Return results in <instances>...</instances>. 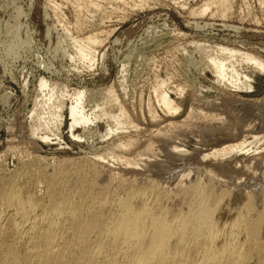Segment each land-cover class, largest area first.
I'll return each instance as SVG.
<instances>
[{
  "label": "rangeland",
  "instance_id": "obj_1",
  "mask_svg": "<svg viewBox=\"0 0 264 264\" xmlns=\"http://www.w3.org/2000/svg\"><path fill=\"white\" fill-rule=\"evenodd\" d=\"M79 1L0 0V187L15 180L17 184H23V193L35 191V198L49 206L55 200L66 197L80 200L81 193L88 188L89 178H96V190H101L105 195L106 188L121 193L126 181L142 183L151 175L152 179H158V183H161L159 188L164 193H169L179 184L180 188L187 187L199 178L206 186L209 184V190H226L227 195L249 190L258 181L262 185L263 138L260 141L262 144H257L258 147L245 155H232L234 159L229 155L223 160H219L223 156L218 158L213 155L202 159L201 155L211 149L236 143L243 137L246 141L251 140L250 136L254 133L264 135V114H260V111H264V71H256L248 64L237 66L242 75L247 73L250 77L247 80L251 85L250 90L229 86L228 82H223L224 86L222 82H215L207 56L214 54L215 45L247 51L264 60V0H222L224 3L221 0H82L80 4L83 7H80ZM203 1L209 6H205ZM72 3L75 9H72ZM204 6L208 7L205 12L201 9ZM78 15L87 18L83 22ZM68 30L71 37L84 39L90 35L98 39L93 44L96 52L91 62L69 61L66 57L74 50L72 40L66 34ZM199 43L207 44L205 53L202 48L198 49ZM246 66L249 67L245 69ZM40 78L47 82L48 88L55 86L56 95L51 100H56L49 101V106L55 108L62 104V121L55 125L49 123L48 127L39 128L32 135L30 125L37 122L32 109L47 99V87L38 85ZM156 83L165 86H156ZM158 87L168 93L175 105L177 103V109L169 112L172 114L155 99L154 92ZM76 89L84 91V109L87 113H93L88 125L76 126L71 134L67 111L71 99L68 95ZM108 91L112 95H108ZM114 96L117 99L111 103ZM117 104L125 109L126 122L128 119L131 122H128V127L124 123L126 127L123 125L119 129L109 117L119 110ZM101 107L109 111L107 116H104ZM45 108L47 105L40 111L45 112ZM152 113L155 118L150 116ZM236 137L240 140H236ZM169 146L182 147L178 152L184 153H177V149ZM253 151L257 152L252 155ZM259 157L261 160L258 161ZM125 160L139 163L134 165ZM236 160L241 161V165H237ZM252 160L258 162V166ZM148 169L152 172L149 171L146 176ZM183 173L186 175L183 176ZM156 174L160 177L157 178ZM180 177L182 180H177ZM241 179L245 182H241ZM239 181L242 185H239ZM240 186L246 187L245 190ZM239 200L229 202L228 196L225 197L223 204H227L226 207L221 206L224 207L219 211L221 217L227 214L228 209H225L228 203L236 207ZM101 203L104 204L101 208L106 209V201ZM3 223L7 226L6 221ZM11 241L10 234L0 239L1 243ZM18 251L22 254L24 250L19 248Z\"/></svg>",
  "mask_w": 264,
  "mask_h": 264
},
{
  "label": "bare ground",
  "instance_id": "obj_2",
  "mask_svg": "<svg viewBox=\"0 0 264 264\" xmlns=\"http://www.w3.org/2000/svg\"><path fill=\"white\" fill-rule=\"evenodd\" d=\"M77 1L79 0H76V2ZM80 1L78 4H80ZM203 2L206 3L207 0L206 2L205 1ZM221 2L224 3V1L222 0ZM207 5L208 4L206 3L205 6ZM217 5L218 4H216V6ZM52 6H54V4ZM73 6H74V3H72V7ZM79 6L77 7L78 9H79ZM205 6L202 8L200 7L204 12L208 10L207 9L208 7H205ZM80 7H83V6L81 5ZM77 8L75 11L78 10ZM72 9H75V8L73 7ZM191 11L193 12L194 10H191ZM198 12H200L199 14H201L202 11L199 10ZM88 13L89 12H87V14ZM78 16L80 18V15ZM85 17L80 18V19L85 20L87 18ZM76 21H78V18ZM68 33H69V30L66 34ZM93 35L95 36V33ZM67 37L68 39L71 38L72 43H73L72 45L74 46L72 47L74 49L72 51V54L69 53L67 54L68 56H66L69 58V61L77 59L79 61L88 60L89 62H91L93 60L94 53L96 52L93 44L98 41L97 38H94L88 35L87 37H84L83 39L81 37L80 38L71 37L70 34H68ZM67 37L65 36V38ZM192 45H196V44L192 43ZM206 45L207 44L199 43L197 44V47L199 50L201 48L204 50ZM211 47L210 49L212 50ZM205 50L202 52L205 53ZM213 51L212 52L214 54L211 52L213 55L211 54L208 55L207 53L206 54L207 56H209L208 58L209 67L213 75L215 76L214 77L216 79L215 82L216 81L220 83L222 82V84L223 82H225L224 84L228 82L229 86L237 87L238 89L243 88V90L245 89L246 91V88L248 90L251 87V85L247 83V80L249 81L250 77L247 75V73L242 75L241 74L242 71L240 72L237 66L242 67L243 64L244 65L248 64L250 65V67L252 66V68L256 71H261V72L264 71V60H262L258 56H255L256 54L253 55V54L248 53L247 51L246 52L241 51L233 47L215 46V45H214ZM64 52H65V49H64ZM197 52L200 53V51H197ZM197 52H195V54ZM184 53H187V52L185 51ZM206 54H204V56ZM247 67L249 66H246L245 69ZM162 82H164V80H162ZM159 84L161 83H158V84L156 83V86ZM38 85L40 87H47L45 89L48 91L47 93L45 92V96H47V99L46 100L44 99V101L40 104L39 107L32 109L31 113L33 115L35 114L37 117L36 118L37 122L35 124L31 123L30 125L31 129L29 131L33 133L32 135L36 134L39 128H42L44 126L48 127L49 123H53L55 125V124H60L62 121V116H61L62 114H60V111L62 109L61 107H63L62 104L61 105L57 104L58 106H56L55 108L54 107L50 108L49 106V101L52 102L56 100V99L51 100L54 97V95H56L55 86H50V88H48L49 85L43 78H40ZM162 86H165V85L163 84ZM153 91L155 90L153 89ZM58 94H61V93H58ZM154 94L156 95L155 99H157L160 102V104L163 105L162 107L165 108L166 111H168V113L171 110L175 111L177 109V103L176 105L175 103H173V100L170 98V96L164 89H160L158 87V89H156V92H154ZM108 95H112L111 92ZM62 96H63V93H62ZM68 96L71 99V102L67 107V111L69 114V120H70L68 127H69V132L73 134V129L76 126H86L92 121L91 114L93 113L92 112L93 110L91 111L92 113H87L86 110L84 109L85 94L83 90L76 89L72 93H70ZM114 98L115 99H112V97L109 98L113 100V101L110 100L111 103L115 102V100L117 99L116 96H114ZM117 102L118 101H116V103ZM45 105H47V108H45L46 109L45 112L40 111ZM118 106H119V110L117 109L118 110L117 113L116 114L114 113L113 115H109V117L111 116L110 118L113 119L114 121L113 125L121 129L123 128L124 123H126L127 125L128 122L129 123L131 122L129 121V119L126 122L127 114H125L124 112L125 109L123 108V106L121 105H118ZM100 110L103 111L102 113L105 114L104 116H107L106 113L108 114L109 111H107L106 108H102ZM258 110L260 111L261 109H258ZM263 110H264V107H263ZM262 112L264 114V111H260V114ZM152 114L150 116L153 117L154 113ZM169 114H172V113H169ZM261 123H262V120H261ZM128 126L129 124L127 125V127ZM110 127L108 128V131L111 130ZM248 133L250 134V132ZM261 135L259 136L255 133L252 134L251 136L249 135L252 138L251 140H248V141L245 140L246 139L245 137H243V140H240L239 138L236 137V140L239 139L240 141H236V143L231 142L232 144L223 145L213 150L209 149L210 152L208 153H203L204 151L201 152L203 153V155H201L202 159L203 158L205 159L209 155H213L215 157L223 156L221 158L218 157L220 158L219 160H223V158L226 157V155L232 156L238 153H241V155H245L244 153L250 152L251 149L258 147L257 144H259L260 141H262V138L264 139V135L263 134ZM44 138L46 137H43V139ZM178 147L171 146L170 148L175 149V150L177 149L176 150L177 153H180V152L184 153L182 151L178 152L179 149L182 150L181 146H180L181 148L179 149ZM184 150L185 149H183V151ZM262 150H259V151H262ZM171 151H173L172 153H174V150H171ZM256 152L257 151L255 152L253 151L252 155ZM168 154L170 153H167V155ZM263 154H260V155H263ZM248 156L246 158H248ZM232 157L234 159V156ZM211 158L213 157L211 156ZM181 159L183 158L181 157ZM213 159H216V158H213ZM259 159L260 157L258 158V161ZM120 160H123V159H120ZM125 161H128V160H125ZM130 161L131 163H133L132 160ZM130 161H128V163ZM134 161H137V160H134ZM252 161H255V160H252ZM237 162H238L237 165L241 163V161L240 162L237 161ZM135 163L136 162H134L133 164L136 165L139 162L137 161V163L136 164ZM256 163L258 166V162ZM232 164L234 163L232 162ZM243 165L245 166V164ZM246 165H249V164L247 163ZM232 166H235V165H232ZM238 167L240 168L241 166H238ZM149 171L150 169H148L146 176H148V173L152 172V171L150 172ZM163 171H158V172L156 171V172L160 173ZM213 171H214V168H213ZM36 172L38 173V171ZM25 173H26V170H25ZM252 173H254V171ZM183 174H184L183 176L186 175V173H183ZM151 176H148L150 178H147L146 180H142V181H145L142 183H137L134 181H131V182L126 181V183L124 184L125 186L122 189L121 193L117 192L116 190L110 191L108 189L109 190L108 191L106 190L107 189L106 188L105 189V192H107L106 195L104 193H101L100 192L101 190L100 191L98 190L99 192L96 190V187H95L96 181H97V180L95 181L96 178L94 179L89 178L88 188H86L83 191V193H81L80 200L76 201L73 198L66 197L64 199L55 200L49 206H45L41 204L42 201L40 202L38 199L35 198V194H34L35 191L34 192L29 191V192L23 193V186H22L23 184L21 183V185H19L17 184V182H15V180L11 181L5 187H0V239L5 234L12 235V239H13V241H11L10 243L0 242V264H264V180L262 179L264 175L261 178L263 181L262 185L258 181V183H260V186H257L259 184L256 182L257 185H255L254 184L255 181H254L253 183L254 185L249 190L246 189V191H243V192L239 191L238 193H236V191H234L235 193H233L232 192L233 190H232L230 192L233 194L229 193L230 195H227L228 193L226 192V190L223 191L221 189L219 191L220 193L218 191L217 193L216 191H213V189H210L212 190V192H215V193H212L207 187L209 184H207L206 186L205 183L203 184V181L201 182L202 179L200 180V178L196 182L192 181L193 183H191V185L189 184V186L187 187L181 186L180 188L179 187L180 182L178 183L179 184L178 187L174 183V186L177 188L174 189L173 188L174 186H173L172 189L174 190L169 188L172 191H170L169 193H166V192L164 193V192H161L159 188V184L161 183H158V179H152ZM155 176L157 177V174ZM251 176L253 177V175ZM256 177H258V174H256ZM23 178H27V177H23ZM246 179L247 178H244V180ZM251 179L249 180L250 182L252 181ZM177 180H182V179L180 177ZM244 180L241 179L240 181L243 182ZM221 181L223 182V180ZM20 182H21V179H20ZM250 182L249 184H251ZM181 183L182 185L184 184L183 182ZM25 184H27V182ZM38 184L36 185L38 186ZM215 185L213 184L212 186H215ZM219 185L221 186L222 184L219 183ZM239 185H242V183ZM243 185L245 184L243 183ZM224 187L225 186H223V188ZM227 187L228 186H226L225 188L228 189L230 185L228 188ZM233 187L235 188V186ZM240 188H244V187L240 186ZM110 189H113V188L111 187ZM169 189L167 188V190ZM236 190H239V189H236ZM47 194L48 193H46V195ZM101 195H104L103 198L101 197ZM226 195L229 198V202L232 200H237V201L238 199L240 200L237 203L236 207H234V204L230 205L228 203V207L225 209V210L228 209V211L226 212L227 214L221 217L220 215L221 212L219 213V211L220 209L222 211V209L226 207L225 205L227 203L225 205L223 204L225 203L223 201L225 200V197H227ZM100 200L101 202L106 201L107 203L106 209L101 208L103 203H101ZM226 202H228L227 199H226ZM222 204L224 205L223 208L221 207ZM258 204H260L261 206H259ZM256 205H258V207ZM4 221L7 222V226L4 225L3 223ZM19 248H22L24 250L23 252H21L22 254H19V251H18Z\"/></svg>",
  "mask_w": 264,
  "mask_h": 264
}]
</instances>
